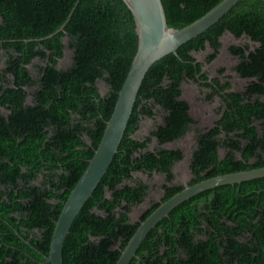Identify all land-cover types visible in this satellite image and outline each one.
<instances>
[{"label":"trees","instance_id":"16d2710c","mask_svg":"<svg viewBox=\"0 0 264 264\" xmlns=\"http://www.w3.org/2000/svg\"><path fill=\"white\" fill-rule=\"evenodd\" d=\"M220 1L161 0L173 29ZM70 13L63 30L48 38ZM226 32L255 44L228 49L239 77L253 80L243 91L210 80L193 56L209 44L206 61L213 62ZM136 47L134 22L121 0H0V264H40V255H48L54 225L100 142ZM66 50L70 62L60 68ZM183 82L209 89L208 99L219 97L224 105L207 132L193 129L187 185L264 168V0H240L177 56L149 68L118 152L65 239L63 264H115L139 224L184 188L174 184L173 173L183 152L162 148L196 126L181 99ZM158 114L161 124L137 140L142 120ZM153 139L157 146L150 150ZM140 174L163 176L166 184L161 200L132 223L133 209L150 190ZM258 205H264V178L204 191L159 222L130 264H264V209L255 217L253 242L239 240L246 233L242 212L250 216Z\"/></svg>","mask_w":264,"mask_h":264},{"label":"water","instance_id":"95a60500","mask_svg":"<svg viewBox=\"0 0 264 264\" xmlns=\"http://www.w3.org/2000/svg\"><path fill=\"white\" fill-rule=\"evenodd\" d=\"M121 1L130 12L134 22L137 38L136 52L118 93L113 112L106 122L100 142L62 207L54 225L48 255H40L43 259L40 264H63L62 249L65 239L76 217L105 176L118 152L140 86L149 68L170 54L177 56V50L181 46L205 33L226 16L240 0H221L201 18L181 29H173L168 26L161 0ZM71 13L63 26L48 38H52L63 30ZM225 34L234 37L229 32L223 35ZM243 37H246L245 34ZM206 48H210L209 44L206 45ZM259 178H264V168L221 175L205 179L194 185L184 186L180 192L162 202L139 224L115 264H130L149 232L183 202L207 190L221 186H234Z\"/></svg>","mask_w":264,"mask_h":264},{"label":"rangeland","instance_id":"374dc122","mask_svg":"<svg viewBox=\"0 0 264 264\" xmlns=\"http://www.w3.org/2000/svg\"><path fill=\"white\" fill-rule=\"evenodd\" d=\"M221 50L218 57L211 63H207L206 58L211 53L209 48H206L202 52L193 54L194 58L198 63L202 64L203 72L208 78L217 77L222 83L230 82L232 89L236 91H243L247 85H249L253 80H246L239 77L235 72V67L237 59L234 58L228 52L231 46H243L246 44L250 45V50L254 49L255 44L251 43L246 37L240 39H235L229 34H225L220 39ZM71 53L65 51L64 59L59 63L60 68H65L69 65ZM38 62H34L36 64ZM224 69L222 74L218 71ZM102 90V84L99 85ZM182 96L181 99L186 101L189 105V115L191 119L196 123L189 133L182 139L166 144L162 146L166 150H176L179 149L183 152V160L177 163L173 168L174 173V184L186 186L190 180V170H189V159L192 151L195 149L196 136L193 129L197 127L201 132H207L212 128L215 122L220 117L219 108H221L220 100H214L213 102H206L204 96L207 93L206 90H202L197 84L193 82H185L181 86ZM264 101V97L261 99ZM161 116L158 114L152 119H143L140 124V129L136 133L137 140H143L149 136V133L155 128L156 125L161 124ZM157 146L156 141L153 139L150 144V150H153ZM223 154V151H221ZM138 178L145 184L150 186L148 191V196L146 202L137 208H134L130 219L132 223H136L139 217L144 213L153 202H158L163 195V186L166 184L164 177L155 174L152 178H147L146 175L140 174Z\"/></svg>","mask_w":264,"mask_h":264},{"label":"flooded vegetation","instance_id":"af4514ba","mask_svg":"<svg viewBox=\"0 0 264 264\" xmlns=\"http://www.w3.org/2000/svg\"><path fill=\"white\" fill-rule=\"evenodd\" d=\"M201 73H204L203 72V67H202V72ZM205 74V73H204ZM215 78V77H214ZM210 79V78H209ZM211 79H213V78H211ZM210 79V80H211ZM220 81V80H219ZM227 82V81H226ZM226 82H224V83H226ZM194 83V82H193ZM220 83L221 84H224V83H222L221 81H220ZM199 87H200V85L199 84H197ZM201 88V87H200ZM202 90H206L207 91V93L205 94V96H204V100L206 101V102H213L214 100H220V98L219 97H216V96H214L212 99H208V95L211 93V91L209 90V89H207V88H202ZM230 91H232V92H234V91H236V90H233L232 88H231V90ZM220 102H221V100H220ZM222 103V102H221ZM224 105H223V103L221 104V108L223 107ZM221 108H219L218 110H219V112H220V110H221ZM221 115V114H220ZM219 119H220V117H219ZM218 119V120H219ZM217 120V121H218ZM216 121V122H217ZM215 122V123H216ZM215 125V124H214ZM190 179H191V174H190ZM190 181V180H189ZM162 197H163V195H162ZM161 197V198H162ZM161 198H160V200H161ZM159 200V201H160ZM158 201V202H159ZM252 207H254V208H252L253 210H255V213H253V214H250V216L245 212V211H243L242 213L243 214H246V215H244L245 216V221H244V224H243V229H244V232H246L244 235H241V239L239 238V240H241L243 243H251V242H253V236H254V232H256L257 230H255V217H258L259 216V211H261V209L263 210L264 209V205H262V207L260 208L259 207V205L258 206H252ZM228 210H237V211H242L241 210V208L240 207H235V206H230V207H228ZM241 213V214H242ZM262 214H263V216H264V213L262 212ZM226 216V215H225ZM225 221H227L228 222V219L227 218H225ZM208 232H211V233H215V230H213V228L211 227V228H209L208 229ZM210 233V237L212 236V234ZM210 237H209V239H210ZM241 242V243H242ZM248 247H252V245H248Z\"/></svg>","mask_w":264,"mask_h":264}]
</instances>
